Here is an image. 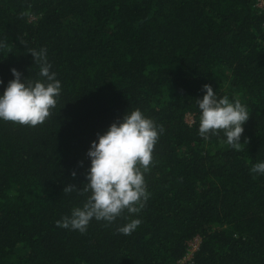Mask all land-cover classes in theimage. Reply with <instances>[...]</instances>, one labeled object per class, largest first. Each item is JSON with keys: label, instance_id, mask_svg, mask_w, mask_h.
Returning a JSON list of instances; mask_svg holds the SVG:
<instances>
[{"label": "trees", "instance_id": "obj_1", "mask_svg": "<svg viewBox=\"0 0 264 264\" xmlns=\"http://www.w3.org/2000/svg\"><path fill=\"white\" fill-rule=\"evenodd\" d=\"M0 45V96L12 68L46 79L29 49L61 82L43 124L0 119V264H264V0H0ZM205 84L247 107L240 151L199 136ZM137 108L164 129L145 206L57 227L90 195L63 189L88 182L97 133Z\"/></svg>", "mask_w": 264, "mask_h": 264}, {"label": "clouds", "instance_id": "obj_2", "mask_svg": "<svg viewBox=\"0 0 264 264\" xmlns=\"http://www.w3.org/2000/svg\"><path fill=\"white\" fill-rule=\"evenodd\" d=\"M20 43L25 45L22 40ZM28 52L34 63L40 66L39 75L46 79H24L17 69L12 68L14 79L8 82L0 96V119L35 127L51 116V110L57 104L56 98L61 93V82L56 73L50 71L52 66L48 62L46 48L39 51L29 49ZM203 90V98L196 100L200 110L199 136L207 140L210 135L219 136L223 132L226 143L240 151L243 125L250 118L247 107L238 99L230 102L228 96L218 98L210 84H205ZM163 131L161 125L137 108L122 120L112 123L103 134L97 133L98 139L91 143L87 152L91 160L86 174L88 182L82 189L75 185L63 189L66 194L76 191L81 196L90 195L82 207L72 209L71 216L56 221L57 227L84 233L93 218L111 224L125 210L131 214L139 213L149 197L144 174L150 171L154 146ZM250 172L264 174V162L256 163ZM75 175L73 171L72 176ZM140 224L141 220L132 219L117 231L130 235Z\"/></svg>", "mask_w": 264, "mask_h": 264}, {"label": "rangeland", "instance_id": "obj_3", "mask_svg": "<svg viewBox=\"0 0 264 264\" xmlns=\"http://www.w3.org/2000/svg\"><path fill=\"white\" fill-rule=\"evenodd\" d=\"M258 6L259 7H262L263 5H262V2H259V4H258ZM187 121L189 122V123H192L193 122V117L192 116H190V115H188L187 116ZM201 244V239H196V240H194L193 242H192V244H191V249H190V253H189V255L187 256V259H190L191 257H192V255H193V252H195L198 248H199V245ZM186 259V260H187ZM188 261V260H187Z\"/></svg>", "mask_w": 264, "mask_h": 264}]
</instances>
